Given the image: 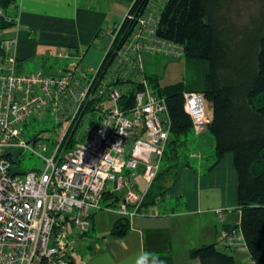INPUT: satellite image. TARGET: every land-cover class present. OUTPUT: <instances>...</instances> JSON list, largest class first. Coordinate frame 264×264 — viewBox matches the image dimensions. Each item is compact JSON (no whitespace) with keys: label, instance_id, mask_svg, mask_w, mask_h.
Wrapping results in <instances>:
<instances>
[{"label":"built area","instance_id":"1","mask_svg":"<svg viewBox=\"0 0 264 264\" xmlns=\"http://www.w3.org/2000/svg\"><path fill=\"white\" fill-rule=\"evenodd\" d=\"M155 21L146 15L138 20L141 30L149 32ZM163 44L156 49L167 51ZM1 46L0 264H73L76 239L69 225L81 233L88 231L90 216L102 208L105 191L123 192L115 208L120 215L130 218L140 213L168 144L167 101L152 88H142L134 93L133 103L123 108L117 91H111L109 106L97 111L99 117L93 123L80 118L75 141L65 149L62 139L68 128H74L78 111L89 97L93 69L85 71L78 53L64 51L54 55L62 62L53 72H21L14 40L8 38ZM48 107L67 125L50 148L39 135L31 139L32 145L25 139L22 123ZM183 107L189 109L186 112L196 130L205 127L209 116L202 93L184 91ZM25 149L38 154L44 165L13 174V166L20 169L17 160ZM216 212L220 218L222 210ZM220 243H244L241 230H222Z\"/></svg>","mask_w":264,"mask_h":264},{"label":"trees","instance_id":"2","mask_svg":"<svg viewBox=\"0 0 264 264\" xmlns=\"http://www.w3.org/2000/svg\"><path fill=\"white\" fill-rule=\"evenodd\" d=\"M13 1L0 0V29L15 20L10 9ZM232 1L134 0L128 14L113 27V38L95 68L96 72L91 74L93 81L89 97L78 111L79 118L74 128L68 130L62 142L75 141L80 117L96 113L90 116L89 122L98 119L97 105L104 98L111 99L110 93L115 86L130 85L117 99L124 108L133 103L134 93L144 86V82L153 85L157 93L165 97L171 117L170 135L162 158L167 163L166 168L159 170L142 202V207L154 205L165 191L162 184L165 171L172 167L178 170L190 166L189 156L200 157V150L186 152L190 145L186 143L187 136L192 133L193 121L183 107V91L202 93L206 112L210 114L205 132L214 138L213 165L225 153L231 152L237 172L236 199L241 211L240 220L225 230L239 228L252 263L264 264V0H260V12L252 18L249 26H240L231 20L229 8ZM148 13L156 17L152 32L141 30L138 22ZM162 41L165 44L163 48L168 49L164 50L165 53L183 56L194 66H199L201 74L188 82L177 81L167 85L161 83L158 75H147L137 63L140 47L160 52L156 47L159 48ZM1 43L0 39V52ZM170 43L176 45V49L168 47ZM135 44L140 47L133 48ZM90 45L96 44L91 42ZM78 54L81 60L83 53ZM63 146L65 149L69 147L67 142ZM122 196L119 191H105L101 209H115ZM129 227V217L120 215L114 221L110 234L124 235ZM190 257L199 259L200 264H237L233 255L219 249L215 243L192 248Z\"/></svg>","mask_w":264,"mask_h":264},{"label":"crops","instance_id":"3","mask_svg":"<svg viewBox=\"0 0 264 264\" xmlns=\"http://www.w3.org/2000/svg\"><path fill=\"white\" fill-rule=\"evenodd\" d=\"M133 1L14 0L10 9L15 20L10 24L9 34L5 39H0L14 40L18 69L21 71L25 60L37 56L39 50H44L49 57L54 58L59 52L78 53L81 46L85 45L87 49L92 47L91 42L96 44L98 37L103 35L101 29L112 31L120 23L125 7L129 6V9ZM112 10L115 14L110 13ZM93 46L96 49L97 45ZM55 59L58 60L56 56ZM55 64L52 62L49 65L51 68L48 72L59 67ZM85 68L93 69L91 66ZM202 159L203 153L198 156L196 164L183 166L174 173L165 171L162 179L165 191L161 198L165 197L167 203L162 208H159V204L155 206L156 203L142 207L139 214L129 218L130 227L124 235L110 234L120 213L109 209L104 222L103 216L95 211L91 218L90 232L78 235L76 239L89 237L91 232L96 234L105 223L110 226V230L102 236L91 238L90 243H85L81 250L74 246L72 263L134 264L135 258L142 251H148L165 259L166 264H200L199 259L190 257V250L208 243H215L235 259L239 258L240 264L247 257L251 263L250 254L244 257L245 250L238 248L246 246L244 243H220L221 231L230 229L240 220L233 154L225 153L215 165L214 153L210 161L205 163ZM160 169L163 171L165 168L160 166ZM160 201L164 202V198ZM179 204L184 207L177 209ZM217 209L222 210L220 218Z\"/></svg>","mask_w":264,"mask_h":264},{"label":"rangeland","instance_id":"4","mask_svg":"<svg viewBox=\"0 0 264 264\" xmlns=\"http://www.w3.org/2000/svg\"><path fill=\"white\" fill-rule=\"evenodd\" d=\"M231 4L232 5L230 6V8L232 10L229 8V14L231 15L230 16L231 20H235L238 24L240 23L239 24L240 26H242L243 24H247L248 26L251 25L250 22H252V18L258 16L260 9L262 7L260 0H234L231 2ZM128 7H125L124 15L122 16L121 21L128 14ZM230 10H231V13H230ZM110 13L115 14V11L112 10ZM145 15L149 18L150 21L156 20V17L154 16H151L149 14H145ZM10 28L11 26L8 25L5 28L0 29V38L5 39V37L9 34ZM102 29L104 30L103 32H102ZM102 29H101V33H103V35L98 37V39L96 40V45H97L96 49H93L95 48L94 46L89 47L87 49L86 46L84 45V46H81L80 48L81 51H79L80 53H83L82 61L80 60V64L85 67H88V66L93 67V71L89 72V74H92L95 68L99 66L102 60L103 54L108 48L113 38L112 31H108L107 30L108 28H102ZM134 47L136 49V47H140V45L135 44ZM125 48H128V46H126ZM140 48L142 49L139 50L140 54H139V59L137 60V63L139 64L140 68L147 75H158L163 85L171 84L177 81H187L188 82L190 79L201 74L200 67L194 66L195 65L194 63L188 62L183 56H176L177 54L172 55L169 53H165V51L156 52V51L146 50L144 49V47H140ZM52 62H55L56 63L55 65H60L62 60L60 59L56 60L55 56L54 58L51 56L49 57L47 55V52H45L44 50H39V53L37 56L28 58L25 60V63H23L21 72H27L29 70H41L42 72L44 71L45 73H48V71H50V68H51L49 65ZM126 62L129 63L128 59L126 60ZM85 67H84V70L86 71ZM129 87L130 85L128 84L117 85L113 88V91L116 90L118 93V97H119L120 93L129 89ZM142 88H150V89L152 88V90L157 92L154 86L150 85L148 82H144V86ZM89 91L91 90L89 89ZM89 91H88V94H89ZM110 100L111 99H105V98L101 100V103L97 105L98 109L96 111L103 112L104 109L107 108L109 104L111 103ZM94 115L86 114L85 115L86 117H80V118H83L84 120L88 121L89 120L88 118H91ZM57 116H58V113L53 112L51 108L48 107L45 110H43L40 114H36L35 116L29 118L28 120L23 121L22 125L24 129L25 139L31 140L34 136L39 135V137H41L40 139L43 141H46L48 148H50L55 142H57V140L61 136L68 122L67 120H64L63 122H59V120L57 119ZM208 116H210L209 113H208ZM199 128H200L199 130H196L194 128V123H193L192 133L187 136L186 143L187 144L190 143V145L188 146L189 148L186 149V152L189 153V151H191L192 149L195 152H197V150H200L201 154L203 153L202 161L206 163L207 161H210V157L212 153H214V138L210 133L205 132L204 125L200 126ZM78 131L79 129L78 127H76L75 136L78 134ZM66 142L69 146L74 143V141L72 143L68 141ZM30 143L32 145H35V143H33L32 140L30 141ZM44 152L48 153V151H44ZM188 159L190 160L191 164H196L197 162L196 158H191L189 156ZM17 161L19 164V168L22 170H27L31 168H39L44 165L43 159L38 154L32 152L30 149H25L20 154L19 159ZM170 163L172 164V162ZM166 164L167 163L164 160H161V164H160L161 167L166 168ZM176 170H177V167H172L167 172L174 173ZM137 179L140 182V184L144 182L141 175H139ZM140 187L144 188L145 185L142 184ZM163 198H164V202L160 201ZM167 201L168 200H166L165 197L161 198V196H159L156 199L155 206L159 204L158 205L159 208H162L164 204L167 203ZM173 201L175 202L174 199ZM182 207L184 206L179 204L177 206V209L182 208ZM96 212L100 213L103 216L104 222L107 220V214L109 212L108 208L100 209V210H97ZM109 230H110V226L105 223L104 225L98 228L96 234L91 232V235L89 237H86V238L82 237L83 239L79 237L76 239V237L82 233L79 232L78 230H75L73 226L69 225V233L74 234V238L76 239V243L74 245L77 250H81V248L84 247L85 243H90L91 238H94L96 236H102L104 233L109 232ZM238 248L241 250H245L244 257L245 255L248 256L249 251L248 249L246 250V246L238 247ZM235 260L237 264H240L241 260L239 258ZM248 260H249V257L242 260L241 263L243 264L244 262L246 264H251L252 261L251 263H249Z\"/></svg>","mask_w":264,"mask_h":264},{"label":"clouds","instance_id":"5","mask_svg":"<svg viewBox=\"0 0 264 264\" xmlns=\"http://www.w3.org/2000/svg\"><path fill=\"white\" fill-rule=\"evenodd\" d=\"M189 109H186L188 111ZM134 264H166V260L153 252L142 251L134 261Z\"/></svg>","mask_w":264,"mask_h":264},{"label":"water","instance_id":"6","mask_svg":"<svg viewBox=\"0 0 264 264\" xmlns=\"http://www.w3.org/2000/svg\"><path fill=\"white\" fill-rule=\"evenodd\" d=\"M12 173L13 174H23L24 173V170H21V169H17L16 167H12Z\"/></svg>","mask_w":264,"mask_h":264}]
</instances>
